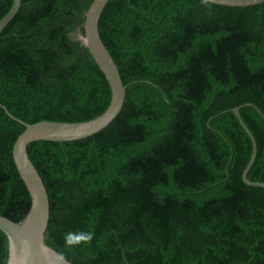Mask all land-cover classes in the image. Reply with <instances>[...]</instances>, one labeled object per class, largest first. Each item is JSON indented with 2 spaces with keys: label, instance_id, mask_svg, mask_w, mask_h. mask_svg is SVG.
Instances as JSON below:
<instances>
[{
  "label": "trees",
  "instance_id": "16d2710c",
  "mask_svg": "<svg viewBox=\"0 0 264 264\" xmlns=\"http://www.w3.org/2000/svg\"><path fill=\"white\" fill-rule=\"evenodd\" d=\"M93 0H21L0 34V104L26 124L100 116L108 83L80 37ZM13 0H0V20ZM100 38L126 86L100 132L34 142L47 191L45 243L71 264H264V189L242 182L251 142L229 112L264 115V2L110 0ZM264 183V120L239 111ZM24 130L0 108V215L30 197L12 147ZM8 258L0 231V264Z\"/></svg>",
  "mask_w": 264,
  "mask_h": 264
},
{
  "label": "water",
  "instance_id": "95a60500",
  "mask_svg": "<svg viewBox=\"0 0 264 264\" xmlns=\"http://www.w3.org/2000/svg\"><path fill=\"white\" fill-rule=\"evenodd\" d=\"M110 0H93L84 17V37H80L88 49L93 61L104 75L110 88V102L106 110L98 117L77 123L41 121L26 124L12 116L7 108H0L12 120L24 127L17 136L12 147V159L15 168L26 187L30 197V207L22 221L16 223L0 215V231L7 237L8 258L6 264H71L59 253L50 248L44 240L47 229L50 207L45 186L32 165L27 147L34 142H71L90 137L105 129L120 113L126 96L118 68L99 35V20ZM204 2L225 7H248L258 5L264 0H202ZM21 0H13L8 13L0 20V34L15 17ZM253 108L264 120L263 113L252 104H244L231 109V112L251 142V155L244 168L242 182L254 188H263L264 183L247 179L256 158V143L250 130L240 116V109Z\"/></svg>",
  "mask_w": 264,
  "mask_h": 264
}]
</instances>
